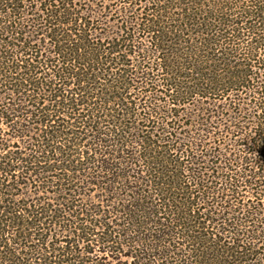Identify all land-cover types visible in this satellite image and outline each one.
Here are the masks:
<instances>
[{
    "label": "trees",
    "instance_id": "obj_1",
    "mask_svg": "<svg viewBox=\"0 0 264 264\" xmlns=\"http://www.w3.org/2000/svg\"><path fill=\"white\" fill-rule=\"evenodd\" d=\"M95 1L0 0V264H264V0Z\"/></svg>",
    "mask_w": 264,
    "mask_h": 264
},
{
    "label": "rangeland",
    "instance_id": "obj_2",
    "mask_svg": "<svg viewBox=\"0 0 264 264\" xmlns=\"http://www.w3.org/2000/svg\"><path fill=\"white\" fill-rule=\"evenodd\" d=\"M123 5H124V0H116V2L115 1L113 2L112 0H109V2L103 1V0H96L95 1V7L92 6V9L100 10L102 7H106L107 6V8L105 10V13H102V17H103L102 18V21L104 22V21H107L108 20L109 22H112L113 23V22H116L118 20V18H119V17H117L115 15V14H117L116 13V10L119 9V8H121V7H123ZM104 17H107V18L105 19ZM117 22H119V21H117ZM0 130H1V133H0V138L1 139H9V138H12L11 136H12V134H14L13 131H8V129H5V126H1V129ZM12 141H14V140H12ZM19 144L20 143L16 142L13 145V148L16 147V146L19 147L20 146ZM13 148H12L11 152L13 150H15ZM33 191H34V189L30 188V191L24 190V193L25 194L26 193H31L32 194V193H34ZM86 193L87 194L89 193V195H91V196H93V195L96 194L94 192V189L93 188H89L86 191ZM96 196H99V195H96ZM126 254H125V252H121V254L118 255V256L117 255L116 256H112L113 257V260H115V262H111V259H108L107 262L112 263V264H129V261L126 258H124V255H126Z\"/></svg>",
    "mask_w": 264,
    "mask_h": 264
}]
</instances>
